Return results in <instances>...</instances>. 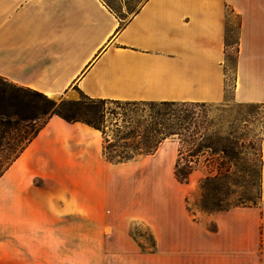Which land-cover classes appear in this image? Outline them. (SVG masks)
Wrapping results in <instances>:
<instances>
[{
	"label": "crops",
	"instance_id": "0c3cea01",
	"mask_svg": "<svg viewBox=\"0 0 264 264\" xmlns=\"http://www.w3.org/2000/svg\"><path fill=\"white\" fill-rule=\"evenodd\" d=\"M226 8L237 18L231 99L264 104V0H140L124 20L105 0H0V76L50 98L75 86L90 98L219 103ZM176 146L166 140L152 155L111 163L99 130L51 116L0 177V260L14 259L16 239L31 252V238L46 259L58 229L77 228L62 217L101 223L118 182L140 162L156 179L160 165L170 175ZM139 214L166 238L168 251L154 254L167 264H264V143L258 207L216 212L213 230L183 207Z\"/></svg>",
	"mask_w": 264,
	"mask_h": 264
},
{
	"label": "rangeland",
	"instance_id": "374dc122",
	"mask_svg": "<svg viewBox=\"0 0 264 264\" xmlns=\"http://www.w3.org/2000/svg\"><path fill=\"white\" fill-rule=\"evenodd\" d=\"M105 1L110 5L115 16L124 20L140 0ZM228 20L231 31L228 38L230 45L227 47V59L224 61L225 99L219 103H212L208 115L214 127H219L224 132L233 128V135L238 139L234 147L236 155L227 162L229 172L222 178L204 182V177L208 174L212 175L222 159L221 155L211 154L208 151L192 159L189 165L194 169L187 180L181 182L174 176L175 164L170 175L160 165L159 178L156 179L150 166L140 162L125 182L122 180L118 182L115 195L111 196L112 204H116V207L104 208L106 216L104 221L98 223L83 213L62 217L63 221H75L77 228L70 230L60 227L59 233L57 232L55 236L59 244H48L46 259L37 258V252L32 253L33 248L38 247L33 244L37 242V238H31L30 243L25 244L28 250L31 247V252L24 253V244L16 239L14 259H1L0 264H167L172 261L166 260L161 254L159 256L154 254L168 251L166 238L158 242L149 220L140 217L139 212H144V216L149 217L151 209L156 207L165 214L167 207H183L190 220L213 230L215 222L211 217L216 212L234 207L260 205L264 104L237 103L231 99L237 18L229 14ZM52 99L56 102L62 101L65 109L80 110L88 102L75 86ZM73 102L78 104L72 105ZM105 106L110 109L115 107L108 102ZM43 119L23 125L26 139L23 140L22 145ZM105 119V123L114 121L111 114H107ZM177 150L178 145L176 150H171L175 162ZM17 151L15 150L14 153ZM182 152L179 167L186 165L184 147ZM2 215L5 213L3 212ZM163 230L165 234L166 228ZM5 232V226L0 228V243L6 242Z\"/></svg>",
	"mask_w": 264,
	"mask_h": 264
},
{
	"label": "trees",
	"instance_id": "16d2710c",
	"mask_svg": "<svg viewBox=\"0 0 264 264\" xmlns=\"http://www.w3.org/2000/svg\"><path fill=\"white\" fill-rule=\"evenodd\" d=\"M231 12V9L226 8L224 61L230 45L228 38L231 29L227 17ZM236 43L237 39L234 42L235 54ZM84 96L88 102L81 111L76 108L65 109L62 101L56 102L39 91L14 84L0 76V177L53 115L68 122L80 121L99 130L103 139L102 154L111 163L152 155L164 141L174 140L178 145L174 169L178 181L187 180L194 169L189 163L206 151L221 155L222 159L214 173L204 177V182L222 178L229 172L227 162L236 155L234 147L238 139L233 135V128L224 132L214 127L208 115L212 103L115 100ZM107 102L115 107L107 108ZM107 114L113 116V122L105 123ZM42 118L41 124L22 145L26 139L23 125ZM182 147L185 148L187 160L185 166L179 167ZM15 150L18 151L14 153Z\"/></svg>",
	"mask_w": 264,
	"mask_h": 264
}]
</instances>
